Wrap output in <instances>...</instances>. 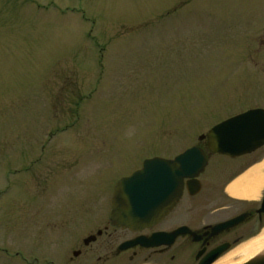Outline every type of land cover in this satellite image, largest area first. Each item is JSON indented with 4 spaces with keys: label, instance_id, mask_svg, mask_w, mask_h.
Segmentation results:
<instances>
[{
    "label": "rangeland",
    "instance_id": "1",
    "mask_svg": "<svg viewBox=\"0 0 264 264\" xmlns=\"http://www.w3.org/2000/svg\"><path fill=\"white\" fill-rule=\"evenodd\" d=\"M261 104L264 0H0V264H42L49 210L108 199L144 158ZM263 154L239 173L213 157L205 221L236 213L208 215L230 199L260 201ZM253 218L245 240L264 227Z\"/></svg>",
    "mask_w": 264,
    "mask_h": 264
},
{
    "label": "flooded vegetation",
    "instance_id": "2",
    "mask_svg": "<svg viewBox=\"0 0 264 264\" xmlns=\"http://www.w3.org/2000/svg\"><path fill=\"white\" fill-rule=\"evenodd\" d=\"M254 108L264 109V104ZM198 141V144L190 147L201 148L207 158V165L197 178L201 184L199 193L191 194L194 188L191 186L189 189L187 183L192 179H185L181 197L173 209L155 224L138 230L123 228L111 221L110 201L114 186H112L108 199L101 195L95 204L64 205L49 210L48 214H44L42 221L44 222L43 228L53 226L50 230L53 249L40 252L45 254L42 257V264H120V262L125 264H199L213 249L224 244L233 246L244 241L248 235L249 223L254 219L253 212L256 214L257 222L261 223L263 220V215L257 214V209L253 210V204L230 199L231 204L210 210L208 215L214 214L218 209L223 210L229 207L235 208L236 213L213 222L205 221L200 214L201 207L196 201H199L198 198L201 197L203 189L201 177L211 166L212 159L214 161V158L216 160L226 156L209 151L206 139H198ZM258 152L264 153V145L252 154L237 158L226 157V159L240 160L243 162L242 169H244L251 164L247 161L248 158ZM178 154L173 157L159 154L148 156L142 160V164L145 160L154 157L173 159ZM142 164L119 179L130 176L140 169ZM211 192L209 190L206 193L207 196ZM243 214H246V217L239 224L213 233L214 226ZM125 244H130V246L123 249ZM20 258L25 264H32L31 261L27 262L28 258L24 253L20 255ZM126 259L127 262H125ZM39 260L38 255L33 257L35 264H39Z\"/></svg>",
    "mask_w": 264,
    "mask_h": 264
},
{
    "label": "water",
    "instance_id": "3",
    "mask_svg": "<svg viewBox=\"0 0 264 264\" xmlns=\"http://www.w3.org/2000/svg\"><path fill=\"white\" fill-rule=\"evenodd\" d=\"M208 149L231 158L250 154L264 145V110L252 109L214 126L206 135ZM207 158L201 148L187 149L173 160L153 158L143 162L142 168L120 179L111 198V221L131 230L149 227L168 214L181 197L184 180H189L191 194L201 185L197 177L204 171ZM264 213V195L257 211ZM246 214L213 227V233L239 224ZM241 244V243H240ZM240 244H237L240 245ZM125 244L122 248H128ZM235 246V247H237ZM224 244L210 251L199 264H213L234 249ZM242 264H264V250Z\"/></svg>",
    "mask_w": 264,
    "mask_h": 264
},
{
    "label": "bare ground",
    "instance_id": "4",
    "mask_svg": "<svg viewBox=\"0 0 264 264\" xmlns=\"http://www.w3.org/2000/svg\"><path fill=\"white\" fill-rule=\"evenodd\" d=\"M262 179H259L257 183L252 184L251 188H255L260 184ZM250 193L246 192H237L233 190L231 187L228 188L230 194L239 196L242 198H251L255 196L254 189H250ZM264 250V228L260 231L256 236L248 239L247 241L241 243L233 250L229 251L223 257L218 259L213 264H242L247 260L251 259L256 254L262 252Z\"/></svg>",
    "mask_w": 264,
    "mask_h": 264
}]
</instances>
